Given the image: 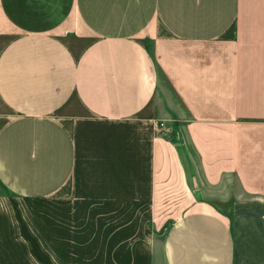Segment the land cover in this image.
<instances>
[{"label": "crops", "instance_id": "crops-1", "mask_svg": "<svg viewBox=\"0 0 264 264\" xmlns=\"http://www.w3.org/2000/svg\"><path fill=\"white\" fill-rule=\"evenodd\" d=\"M196 170L254 210L197 198ZM0 186V264L146 209L141 264H264V0H0Z\"/></svg>", "mask_w": 264, "mask_h": 264}, {"label": "rangeland", "instance_id": "rangeland-1", "mask_svg": "<svg viewBox=\"0 0 264 264\" xmlns=\"http://www.w3.org/2000/svg\"><path fill=\"white\" fill-rule=\"evenodd\" d=\"M157 107L161 108V112H165L164 103L157 98ZM164 114V113H163ZM162 120V119H161ZM164 121V120H162ZM158 121V122H162ZM179 123L173 124L168 133V137L179 143L187 155V148L190 147L186 142L184 133L181 131ZM189 160V159H188ZM188 160L184 162L195 167L198 163L197 158L193 155L192 163ZM194 165V166H193ZM193 176V177H192ZM190 183L195 190L197 198L206 199L214 203L218 210L227 216L233 217L236 213L241 214L254 210L255 198L245 194L234 176H225L218 186H211L205 178L200 174V170L193 171ZM0 194L3 197L16 199L18 198L6 188L0 186ZM162 208L160 213H170L174 209L168 208L171 203L167 193L163 195ZM166 207V208H164ZM104 209V208H103ZM105 210V209H104ZM139 213L137 210H131L129 217L123 215L121 222V214L115 218L118 222H104L98 224H89V221H83L80 225L82 232L79 241L73 240H49L50 256L43 255L42 260H49V264H141L146 263V255L152 244L159 243L162 240V230L157 226V213L152 217ZM157 209H155L156 211ZM52 211H58V208H52ZM121 209H115L114 215L120 213ZM89 216V215H88ZM87 216V217H88ZM55 217V216H54ZM60 219V218H59ZM58 217L55 218L57 222ZM127 220V222H125ZM63 221V220H62ZM56 222V223H57ZM56 226V225H55ZM235 224V230H236ZM57 232V229H55ZM55 233L54 235H57ZM236 234V233H235ZM237 237H239L237 235ZM77 243V244H76ZM46 245V243H44ZM76 245V246H75ZM63 247L66 254L63 253ZM74 247H76L74 249ZM60 249V250H59ZM55 252V253H53Z\"/></svg>", "mask_w": 264, "mask_h": 264}, {"label": "built area", "instance_id": "built-area-1", "mask_svg": "<svg viewBox=\"0 0 264 264\" xmlns=\"http://www.w3.org/2000/svg\"><path fill=\"white\" fill-rule=\"evenodd\" d=\"M157 131L159 132V134L168 137V133L169 132L167 131V127H166V122L165 121H162V122L158 123Z\"/></svg>", "mask_w": 264, "mask_h": 264}]
</instances>
